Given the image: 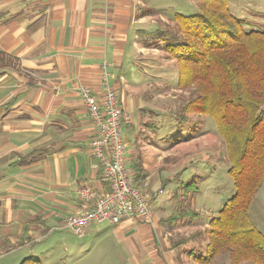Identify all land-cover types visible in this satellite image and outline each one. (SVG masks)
<instances>
[{
  "label": "crops",
  "instance_id": "crops-1",
  "mask_svg": "<svg viewBox=\"0 0 264 264\" xmlns=\"http://www.w3.org/2000/svg\"><path fill=\"white\" fill-rule=\"evenodd\" d=\"M172 1L0 0V52L7 55L0 57V259L33 251L46 231L71 232L68 218L90 206L79 191L88 187L103 195L109 189L89 153L95 126L81 87L98 100L105 86L116 91L132 116L122 137L127 166L140 190L149 186L142 157L155 146L147 131L156 129L152 119L165 118L155 111L161 96L150 62L157 58L158 36L175 25V14L167 11L179 3ZM228 5L232 16L245 18ZM263 201L255 199L249 211L264 234ZM158 219L103 223L73 234L106 250L103 243L113 237L138 262L154 256L163 264L160 253L173 249L172 235Z\"/></svg>",
  "mask_w": 264,
  "mask_h": 264
},
{
  "label": "trees",
  "instance_id": "trees-1",
  "mask_svg": "<svg viewBox=\"0 0 264 264\" xmlns=\"http://www.w3.org/2000/svg\"><path fill=\"white\" fill-rule=\"evenodd\" d=\"M198 2L200 13L176 14L175 25L164 29L153 45L176 62L179 90L191 89L180 109L182 123L188 124L193 114L215 121L226 145L235 194L203 233L172 241V248L204 236L206 254L194 258L199 264H213L221 254H228L231 264H264V234L249 211L264 183V31L244 29L228 0ZM197 217L185 211L163 221L170 225L191 218L194 224ZM19 264L42 262L28 256Z\"/></svg>",
  "mask_w": 264,
  "mask_h": 264
},
{
  "label": "rangeland",
  "instance_id": "rangeland-1",
  "mask_svg": "<svg viewBox=\"0 0 264 264\" xmlns=\"http://www.w3.org/2000/svg\"><path fill=\"white\" fill-rule=\"evenodd\" d=\"M172 2H178L179 6L167 11L169 15L189 16L200 13L198 0ZM229 2L237 16L245 17L243 21L247 23L244 29L264 31V0H228ZM153 51L157 58L150 65L156 72V94L161 96L157 102L158 110L155 111L165 113V118L160 119L162 123L152 119L150 124L156 125V131L153 127L147 131L151 138L149 142L155 148L152 152H147L146 158L142 157L141 169L150 176L149 186L143 192L155 199L153 208L157 218H160L158 222L170 230L172 236L169 241L177 243L192 237L194 233H203L211 218L218 216L225 202L234 197L235 186L227 173L229 163L226 160V145L218 134L215 121L211 117L193 114L189 125L182 123L180 109L190 98L191 89L179 90L176 62L167 58L162 49L154 48ZM190 135L193 137L189 139ZM141 139L145 140L144 137ZM189 183L192 186L184 188ZM262 185L255 197L259 202L264 200V184ZM160 190L164 192L158 195ZM185 211L197 213L194 224L191 218L170 225L163 221ZM43 236L40 243L32 245L33 251L28 247L23 248L1 258L0 264H19L22 259L31 255L41 259L42 264H158L157 261L161 259L158 257L157 260L152 256L138 262L136 258L129 256L125 245L116 243L113 237L103 243L106 250L100 245L93 247L94 240L86 245L82 244L84 241L69 231L52 229L44 232ZM205 239L204 236H195L183 242L179 248L161 252L163 264H199L194 258L206 254ZM213 264H231L229 255H219Z\"/></svg>",
  "mask_w": 264,
  "mask_h": 264
},
{
  "label": "built area",
  "instance_id": "built-area-1",
  "mask_svg": "<svg viewBox=\"0 0 264 264\" xmlns=\"http://www.w3.org/2000/svg\"><path fill=\"white\" fill-rule=\"evenodd\" d=\"M105 87L101 100L91 89H80L87 114L95 126L89 153L98 161L102 178L109 189L103 195L88 187L79 191L81 199L90 206L66 222V226L77 236H82L92 225H119L126 219H139L152 224L155 220L154 199L134 184L132 171L126 163L123 129L131 123L132 116L124 112L116 91L109 85ZM163 192L158 191V195Z\"/></svg>",
  "mask_w": 264,
  "mask_h": 264
}]
</instances>
